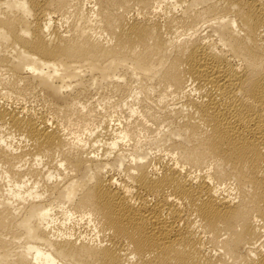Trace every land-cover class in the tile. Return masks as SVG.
<instances>
[{"label":"bare ground","instance_id":"1","mask_svg":"<svg viewBox=\"0 0 264 264\" xmlns=\"http://www.w3.org/2000/svg\"><path fill=\"white\" fill-rule=\"evenodd\" d=\"M0 264H264V0H0Z\"/></svg>","mask_w":264,"mask_h":264},{"label":"rangeland","instance_id":"2","mask_svg":"<svg viewBox=\"0 0 264 264\" xmlns=\"http://www.w3.org/2000/svg\"><path fill=\"white\" fill-rule=\"evenodd\" d=\"M96 98V97H95ZM16 103V102H15ZM14 104V103H13ZM25 106L27 107V108H34V109H31V110H34V111H36V110H44L45 108H41L39 105H37L36 103L35 104H33V103H26L25 104ZM118 114L120 115L121 113L120 112H118ZM76 128H78L79 129V127L77 126V124L76 123H70V124H68L67 125V127H66V129H67V131H73L74 129H76ZM88 129H85L83 132H77V133H82V137L83 138H88ZM107 137V135H104V137L102 138L101 136H97V138L98 139H105ZM14 143L18 146V148L20 149L22 146H24V145H26L25 143H19V141L16 139V140H14ZM23 148V147H22Z\"/></svg>","mask_w":264,"mask_h":264}]
</instances>
